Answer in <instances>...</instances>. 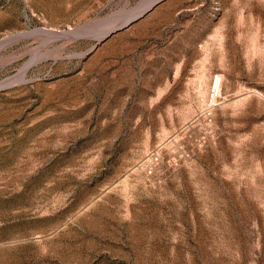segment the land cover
Returning <instances> with one entry per match:
<instances>
[{
  "label": "rangeland",
  "instance_id": "obj_1",
  "mask_svg": "<svg viewBox=\"0 0 264 264\" xmlns=\"http://www.w3.org/2000/svg\"><path fill=\"white\" fill-rule=\"evenodd\" d=\"M151 1L0 0V264H264V0Z\"/></svg>",
  "mask_w": 264,
  "mask_h": 264
},
{
  "label": "bare ground",
  "instance_id": "obj_2",
  "mask_svg": "<svg viewBox=\"0 0 264 264\" xmlns=\"http://www.w3.org/2000/svg\"><path fill=\"white\" fill-rule=\"evenodd\" d=\"M156 1H158V0H154V1H151V2H149V3H147L146 2V4L145 5H143L141 8H140V10H139V12L137 13V15L136 16H141V15H143V13L147 10V9H149L150 7H151V5L152 4H154ZM159 1H161V0H159ZM135 16V17H136ZM133 19V17H130L125 23H127V22H130V21H133L132 20ZM136 19V18H135ZM100 25V24H99ZM100 26H102V25H100ZM104 26V25H103ZM116 28V27H115ZM110 30H111V28H110ZM102 31V30H101ZM82 32H84V31H82ZM110 32V31H109ZM29 33V32H28ZM27 33V34H28ZM99 33H101V32H99ZM27 34H25V33H20V34H18V35H16L15 37H14V35H13V37L14 38H12V39H19V38H22V37H24V36H26ZM85 34V33H84ZM9 37H11V36H9ZM8 37V38H9ZM6 45H5V43L3 42V41H1L0 42V51L5 47ZM11 46V45H10ZM8 47V46H7ZM5 51V50H4ZM26 68H29V67H26ZM27 71V70H26ZM27 73V72H26ZM23 75V74H22ZM217 78L218 79H220V83L219 84H216L215 85V87H214V93H217V96H220L221 95V87H222V76L221 75H217ZM216 96H214V98H215Z\"/></svg>",
  "mask_w": 264,
  "mask_h": 264
},
{
  "label": "built area",
  "instance_id": "obj_3",
  "mask_svg": "<svg viewBox=\"0 0 264 264\" xmlns=\"http://www.w3.org/2000/svg\"><path fill=\"white\" fill-rule=\"evenodd\" d=\"M219 83H220V79H218L217 76H216V77L214 78V81H213V87H212L213 98H214V96L218 97V96H217V93H214L213 91H214V87H215V85H216V84H219ZM216 97H215L214 99H216Z\"/></svg>",
  "mask_w": 264,
  "mask_h": 264
},
{
  "label": "crops",
  "instance_id": "obj_4",
  "mask_svg": "<svg viewBox=\"0 0 264 264\" xmlns=\"http://www.w3.org/2000/svg\"><path fill=\"white\" fill-rule=\"evenodd\" d=\"M262 29H264V16H263V19H262Z\"/></svg>",
  "mask_w": 264,
  "mask_h": 264
},
{
  "label": "water",
  "instance_id": "obj_5",
  "mask_svg": "<svg viewBox=\"0 0 264 264\" xmlns=\"http://www.w3.org/2000/svg\"><path fill=\"white\" fill-rule=\"evenodd\" d=\"M159 2H160V1H159ZM159 2H158V3H159Z\"/></svg>",
  "mask_w": 264,
  "mask_h": 264
}]
</instances>
